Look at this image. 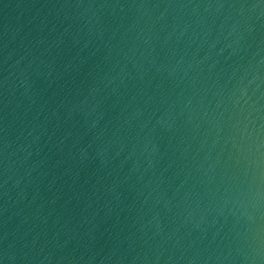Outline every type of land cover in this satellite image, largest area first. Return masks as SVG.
<instances>
[{
	"label": "water",
	"instance_id": "1",
	"mask_svg": "<svg viewBox=\"0 0 264 264\" xmlns=\"http://www.w3.org/2000/svg\"><path fill=\"white\" fill-rule=\"evenodd\" d=\"M0 264H264V0H0Z\"/></svg>",
	"mask_w": 264,
	"mask_h": 264
}]
</instances>
